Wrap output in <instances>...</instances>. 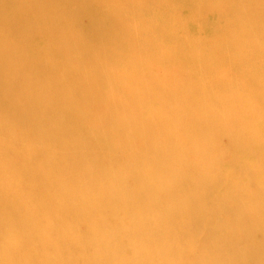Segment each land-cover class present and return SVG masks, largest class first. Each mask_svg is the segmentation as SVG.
Wrapping results in <instances>:
<instances>
[{
    "label": "bare ground",
    "instance_id": "1",
    "mask_svg": "<svg viewBox=\"0 0 264 264\" xmlns=\"http://www.w3.org/2000/svg\"><path fill=\"white\" fill-rule=\"evenodd\" d=\"M262 160L264 0H0V264H264Z\"/></svg>",
    "mask_w": 264,
    "mask_h": 264
},
{
    "label": "rangeland",
    "instance_id": "2",
    "mask_svg": "<svg viewBox=\"0 0 264 264\" xmlns=\"http://www.w3.org/2000/svg\"><path fill=\"white\" fill-rule=\"evenodd\" d=\"M80 1H84V0H80ZM33 47L37 50V51H41V50H43V48H42V46L39 44V43H37V42H34L33 43ZM244 71H246V68H243L242 69V72H244ZM27 76V74H25V75H23V77H26ZM44 82H46V81H44ZM2 95H4V96H6L5 98H12V95L10 94H2ZM55 117H58V118H62L63 117V113H61V112H59V114H55ZM5 141H7V142H9L10 140L9 139H5ZM21 146L22 147H24L25 149H28V148H30V146H33V144H28V143H22L21 144ZM41 148H44V149H50L51 148V145L50 144H45V145H43V146H40ZM28 151L29 150H27L25 153H24V159L25 160H31V159H33L34 158V156L31 154V153H28ZM262 164H264V162H263V160L262 161H260V163L258 164V165H262ZM119 166V165H118ZM128 168H125V171L126 172H128ZM224 179L226 180V179H228L226 176H224ZM190 180H193V178L192 177H190ZM141 182H143V183H145V184H149L150 182H151V179L149 178V177H143L142 179H141ZM241 184H244V182L243 181H241V183L238 181L236 184H234L233 186H231V187H229L228 189H225V191H227L228 190V193H226V192H224L223 190L222 191H220V192H218V196H220L221 198H222V196H224V195H228V196H230V197H232L234 194H235V192L237 191V189H239V187H240V185ZM245 185V184H244ZM246 186V185H245ZM250 188H253L255 191H264V185H262V184H253L252 186H250ZM231 189L233 190V194H232V192H231ZM244 195L248 198V199H251V195L248 193V192H245L244 193ZM68 197L67 196H64V195H60V196H58V199L59 200H65V199H67ZM255 198V197H254ZM151 199H152V197L151 196H146L145 198H144V203H145V205H147V203L148 202H150L151 201ZM256 200L258 199V198H255ZM256 206L254 205L253 207L252 206H248V205H246V204H244L242 207H244V208H251L252 209V211L251 210H249L248 211V209H247V211L248 212H252V214H254V212L257 210V208L261 205V203L257 200L256 201ZM122 205V204H121ZM121 205H118L117 207L118 208H120L121 207ZM123 206V205H122ZM153 212V211H152ZM151 212V213H152ZM142 213V209H135L133 212H131V215L128 217V219L129 220H133L134 218H136V216L137 215H139V214H141ZM262 215L264 216V212L262 213ZM19 215L17 214L16 216H15V218H17ZM114 217L115 218H119L120 219V216H119V214H115L114 215ZM227 221L228 222H230V225L231 226H233L234 227V230L232 231H224V233H223V235H222V240L224 241L225 239H227V240H229V241H231V243H232V245L233 244H235V243H233V241H232V239H235V240H238V239H242V238H244L243 237V234H245V230H247L248 231V227L249 226H247V224L246 225H244L243 223H242V221L240 220V219H236V218H234V219H227ZM177 225L179 226V225H181V223H180V221H178V223H177ZM259 225H261L260 224V222L258 221V224H256V225H254L255 227H257V226H259ZM203 229H205V227H203ZM202 229V230H203ZM219 238H221V235L220 236H218ZM217 237V239H209L208 240V242H207V246L208 247H213V246H215V245H217V243H219V238ZM193 240H195V242H197V241H200L201 243L200 244H202V240H201V238H200V236H198V235H196V236H194L193 237ZM216 240V241H215ZM135 241H137V243H135V244H139V242H141V241H143V238L141 237V236H137L136 237V239H135ZM130 244H132V243H130ZM161 243H159V244H157V243H153L152 244V242H150L149 243V245L151 246L150 248H156L157 247V245H160ZM182 245H183V249H185L186 247V245L188 244V242L187 243H181ZM129 247H131L132 248V246L131 245H128V243H125L122 247H121V249L122 250H126L127 248H129ZM182 249V250H183ZM244 249H245V247L242 245L241 247H237V250H239V251H244ZM147 251H149L148 249H147ZM143 256H145V258H149V255L148 254H146V252L145 253H143Z\"/></svg>",
    "mask_w": 264,
    "mask_h": 264
},
{
    "label": "clouds",
    "instance_id": "3",
    "mask_svg": "<svg viewBox=\"0 0 264 264\" xmlns=\"http://www.w3.org/2000/svg\"><path fill=\"white\" fill-rule=\"evenodd\" d=\"M182 210V206L180 203L177 204L175 208H169V209H164L165 215L167 214H178ZM173 264H184L182 261H175ZM189 264H193V262H189Z\"/></svg>",
    "mask_w": 264,
    "mask_h": 264
}]
</instances>
